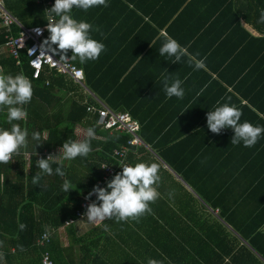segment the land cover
<instances>
[{"label": "trees", "instance_id": "trees-1", "mask_svg": "<svg viewBox=\"0 0 264 264\" xmlns=\"http://www.w3.org/2000/svg\"><path fill=\"white\" fill-rule=\"evenodd\" d=\"M4 2L25 28L49 25L55 16L45 44L83 70L86 87L107 108L142 125L146 146L129 147L115 177L172 178L171 168L198 195L180 184L186 199L178 198V208L165 201L157 212L152 205L160 192L144 191L113 214L116 224L129 228H99L101 247L94 244L96 230L79 234L77 226L88 219L76 217L82 203L100 189L114 151L133 137L103 130L99 116L88 111L103 106L90 96L87 102L73 99V113L45 117L43 108L51 110L54 98L66 108L59 91L84 88L49 68L35 80L26 52L18 65L6 46L21 28L0 24V264H44L46 255L53 264H71L64 235L82 258L79 264H120L121 257L123 264H264V0ZM180 111L191 126L174 117L164 136L167 125L158 116ZM76 125L94 137L66 161L60 154L39 161L45 151L74 147ZM214 150L239 166L205 165ZM114 178L92 198L94 208L111 198ZM45 236L50 242L41 246ZM109 247L113 260L104 253Z\"/></svg>", "mask_w": 264, "mask_h": 264}, {"label": "crops", "instance_id": "crops-1", "mask_svg": "<svg viewBox=\"0 0 264 264\" xmlns=\"http://www.w3.org/2000/svg\"><path fill=\"white\" fill-rule=\"evenodd\" d=\"M54 18H55V16H54ZM245 27H247V29L249 31L254 32V34H257V32L255 30H253V28H250L249 26H246V25H245ZM47 71H48V68L46 69L45 73ZM3 79H4V72H3V70H0V80H3ZM66 81L67 82H72L73 80H71L68 77H66ZM3 83H4V80H3ZM76 84L78 85V83H76ZM82 91L83 92L76 91V93L75 92H70V91H69V93L65 92V91H59V95L63 96L65 98V100H66V108L65 109L60 108V106H61V101L60 100L61 99L58 96L59 98H57V99L54 98L52 100V109L51 110L48 109V108L47 109L43 108V110L45 111L44 116L45 117H48V116L51 117L50 115L56 114V112H61V111H63L64 114L66 113V115H68L70 113H73V111H70V106L72 105V100L73 99L77 100L78 102H87L88 101V97L90 96V97L94 98L97 102H99L101 105L103 104L98 99V97L89 88H87V90L83 89ZM2 99L3 100H7L8 99L7 93L3 95ZM153 103H154V100L151 101L149 103V105H153ZM148 108H149V106H148ZM149 109H150V118L151 117L154 118L156 113L154 111L151 112V108H149ZM144 114L146 116L147 112H144ZM183 116L184 115L182 114L181 111L177 115H175L173 113H168V114L162 113L161 115H159L158 118H162V121L165 122V124L167 125L165 127V129L161 133L165 136L166 133H169L171 131V130L167 131V129L168 128L171 129L170 125H172V121H173L174 117H175L174 121H175L176 124H180L183 121L184 124H185V128L188 125L191 126L188 123V120L186 119V116L184 117V119H183ZM179 117L181 118V120H179ZM136 121H138V120H136ZM147 123L152 124L151 120L147 121ZM98 124H99V121H98ZM141 127H142V125H141ZM67 128H68L67 125L64 126L62 128V132L64 133L67 130ZM102 129L105 130L103 127H102ZM75 131H76L75 134H76L77 139H76V142L74 143V147H70L71 148L70 151L67 150L69 147L67 149L58 148V149H55L53 152L45 151L44 153H41V154L37 155L38 158H39V161H43V160H41V156H45L44 160L47 159L46 157H47L48 154L52 155L51 159L57 157V155L60 154V155L64 156V161H66V159L73 152L74 148L80 149L82 144H83V141L85 139H87L88 137H94L81 125H76ZM110 133H112V132H110ZM144 146H146V144ZM149 148H150V146H149ZM6 150L10 152V150L8 148H4V154H5ZM214 152H213L214 154H212V155L210 154V156H208V157H210V159H214V161L212 163H210L209 162L210 159H208V160L204 159L205 162L208 161L205 165L216 164V165H218V167L219 166L221 167L222 165H219V164L224 163V164H226L228 166V168H229V166L234 168L235 166L238 165L237 163L233 162L234 160H228L227 162H233V163H228L227 164V162H225V160L222 159V155H220V156L218 155L217 156V155H215L217 151L214 150ZM217 153L219 154V152H217ZM10 154H11V152H10ZM11 156H12V154H11ZM7 158H8V156H7ZM47 160H49V159H47ZM214 169H215V167L212 168L211 170H214ZM170 170L173 171L172 172V174H173L172 178H169L168 176H164V175H154V174L147 175V174H139V173H137L136 176H134V177H123V178H120V176H118V177L114 176L115 178L114 177L113 178H114L115 182H114L113 186L115 187V189L111 193V198L108 201H105V200L100 201V203L103 204V208H102V206H101V208H99V206H98V208H97V206H96V208H93L88 214V219L85 220L84 223H79V225L77 226L76 230L78 231L79 234L82 233L83 230H88V231H91V232L93 230H96L97 231V237H96V239H94V244H96L98 247H101L100 246L101 243H105V242L101 241V236H102L101 234L102 233H100V231H98L99 228L104 226V225H105V229L112 228L113 226H116V228H120L122 226V223H120L121 226H119V223L116 224L115 220H118V219L117 218L113 219V214L114 213L120 214V212H122V211H120V209L126 208L125 205L131 204L135 200V198H137V194L141 193V192H144V191L152 190L153 192L154 191L160 192V196L162 198L160 200H158L157 203H154L152 205V208L154 206L155 211H157V212L162 211L164 209V205L167 206L165 204V201H167L169 203H172V204H175V208H178V204H177L178 198H185L186 199V197H187L186 190L181 188L180 184H183L184 186H186V188L192 194H193L194 191L181 176H179L173 169L170 168ZM240 171H242V170L239 169V172ZM212 174H213V172L211 173V175ZM239 177H241V175H239ZM122 179H124V180H126V179L127 180H135V183H132V184L120 183V181L122 182ZM235 179L238 181L237 177ZM142 181H145V182L142 183ZM153 181H157V182H161L162 181V182H161V184L160 183L155 184V183H152ZM146 182L149 183V184L146 185L145 184ZM163 182L165 184L162 186ZM0 185L2 186V177H0ZM125 185H131V187L127 188V187H125ZM156 187H159V190H153ZM163 189H165L167 192L165 193L164 191H162ZM195 194H197V193H195ZM128 196L131 197L132 199H129ZM172 199H174V201H172ZM98 205H99V203H98ZM104 205L110 206V208L112 210L105 209ZM127 211H129V210H127ZM107 222L111 223V224H108ZM112 223H115V224L112 225ZM121 228H126L127 229V228H129V226H124V227H121ZM107 233H110V232H107ZM104 234H105V232H104ZM95 241L97 243H95ZM92 242H93V240H92ZM92 242H90V243H92ZM108 242H109V240H108ZM62 243H63L64 247L67 249L66 253L68 254V257L67 256H65V257L68 258L71 261V264H79V261H81L82 258L80 257L79 253H74V251L72 249H70L71 240H70L68 235H64V238L62 239ZM112 244H117V243L112 242ZM73 249L75 251H78V250H80V247L76 245V246H73ZM182 252L186 253L187 249L183 248ZM104 253L107 256L110 255L111 257L109 256V259H111V260H113V259H115V257H117V256H114L113 248H111V247L106 249L104 251ZM123 259L124 258L121 257L120 261H122ZM183 259H186V258H183ZM198 259H200V258H198ZM206 259H209V258H206ZM201 262L203 264H207L205 261L201 260Z\"/></svg>", "mask_w": 264, "mask_h": 264}, {"label": "built area", "instance_id": "built-area-1", "mask_svg": "<svg viewBox=\"0 0 264 264\" xmlns=\"http://www.w3.org/2000/svg\"><path fill=\"white\" fill-rule=\"evenodd\" d=\"M54 0H49V5H52ZM50 14V12H49ZM49 25L36 26L32 28L22 27L16 18L7 10L4 0H0V24L6 28H10L14 25L21 28V33L18 37L12 38L6 45L10 54L20 64V55L22 51L26 52L28 59H30V66L33 70V78L39 80L47 68L59 73L62 76L68 77L77 82L81 87L87 90L85 85V75L83 70L76 65L71 58L60 59L54 52L45 44L44 37L47 30L55 24L54 16L50 15ZM103 108L99 110H88L99 116V124L108 131L127 133L132 135L131 141L128 142V146H124L114 151L113 159L116 161L113 165L103 166L102 179L99 182L101 185L99 190L92 191L90 198L86 199L82 205L81 210L77 212V219L82 220L88 216L89 212L93 208V199L98 198L105 185L109 183L111 178L115 175L117 168L124 162L129 152V147L145 145L140 136L142 130L141 124L136 121L131 115L127 113H116L102 104ZM8 158H11L9 151H5ZM45 156H41V160H44ZM47 159H51L52 155L48 154ZM71 221L69 224H72ZM50 242L49 237L45 236L40 242L41 246H46ZM44 264H53L49 259V255H46Z\"/></svg>", "mask_w": 264, "mask_h": 264}, {"label": "clouds", "instance_id": "clouds-1", "mask_svg": "<svg viewBox=\"0 0 264 264\" xmlns=\"http://www.w3.org/2000/svg\"><path fill=\"white\" fill-rule=\"evenodd\" d=\"M67 150L70 151L71 148L69 147ZM5 154H6V153H5ZM6 155H7V154H6ZM115 162H116V161H115ZM113 164H114V163H113ZM113 164H112V165H113ZM102 175H103V174H102ZM114 176H115V175H114ZM114 176H113V177H114ZM113 177H112V178H113ZM109 182H110V181H109ZM94 206H95V205H93V208H94ZM93 208H92V209H93ZM92 209H91V210H92ZM82 220H83V219H82Z\"/></svg>", "mask_w": 264, "mask_h": 264}, {"label": "rangeland", "instance_id": "rangeland-1", "mask_svg": "<svg viewBox=\"0 0 264 264\" xmlns=\"http://www.w3.org/2000/svg\"><path fill=\"white\" fill-rule=\"evenodd\" d=\"M122 262H124V261H120L119 263H120V264H123Z\"/></svg>", "mask_w": 264, "mask_h": 264}]
</instances>
